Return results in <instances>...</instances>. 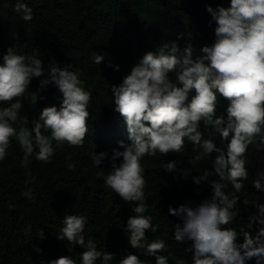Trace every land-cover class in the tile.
<instances>
[{
	"label": "trees",
	"instance_id": "trees-1",
	"mask_svg": "<svg viewBox=\"0 0 264 264\" xmlns=\"http://www.w3.org/2000/svg\"><path fill=\"white\" fill-rule=\"evenodd\" d=\"M32 9L31 21H23L14 11L17 0H0V64L9 47L17 54L38 55L45 69L55 62L59 67L72 65L78 69L85 81L84 88L91 93L88 105L90 116L88 133L82 147L53 142L54 155L49 163L29 158L27 168L21 167L23 149L15 138L7 150V158L0 161V264H49L61 256H69L82 264L79 245L57 239L63 227L64 217L75 214L86 217L85 239L92 238L98 251L112 255L106 264H120L128 255H136L142 264H156L155 257L143 249H134L128 241L127 219L135 215V202H125L111 189L106 188L104 177L111 171L114 150L123 151L120 142L128 146L126 123L114 110L112 93L108 85H120L131 68L148 51L156 52L164 43L176 42L181 50L188 44L193 48L192 56L203 55L200 49L214 42L215 21L206 9L228 7L230 0H20ZM178 36L180 37L178 39ZM103 55L104 60L96 65L93 55ZM111 65L109 67L108 65ZM71 70V69H70ZM40 79L33 77L29 92H37ZM175 82V73H169ZM179 86V85H178ZM33 104L30 93L23 98L21 116L37 120L43 108H59L62 93L50 84L38 93ZM6 106V105H0ZM227 102L219 99L216 115L226 116ZM19 130V123L14 125ZM205 139L210 138L211 129L201 123L199 129ZM45 135L50 133L45 131ZM264 135V132H262ZM218 147L226 146L219 134L211 137ZM38 151V149H37ZM198 150L185 140L180 153L169 152L155 157L145 156L141 163L147 185L144 189L148 205L145 216H151L156 232L147 231L148 241L160 239L166 249L157 253L167 258V264H192V252L187 251L191 241L174 239L175 225L182 223L180 216L171 215L169 208L182 204L195 207L213 195L211 182L219 181L212 174L208 182L199 184L204 171L213 172L215 152L197 163H192ZM103 152L106 157L99 168L94 166L91 154ZM249 176L244 181L237 207L238 214L231 227L255 236L259 227L250 222L257 213L255 201L264 204V192L257 191L252 182L260 171H264V143L258 137L246 154ZM122 161L118 158L116 163ZM175 161L176 171L167 172L165 164ZM74 168L69 169L68 165ZM187 170V174H185ZM99 174V175H98ZM33 198H27L28 190ZM231 193L229 185L225 189ZM249 200L245 206L243 200ZM251 223V227L249 224ZM40 230L44 238L38 237ZM243 242V234L237 243ZM95 264H105L102 258ZM246 264H256L249 260Z\"/></svg>",
	"mask_w": 264,
	"mask_h": 264
},
{
	"label": "clouds",
	"instance_id": "clouds-1",
	"mask_svg": "<svg viewBox=\"0 0 264 264\" xmlns=\"http://www.w3.org/2000/svg\"><path fill=\"white\" fill-rule=\"evenodd\" d=\"M206 10L216 27L212 45L200 49L203 55L193 58L191 44L181 52L176 42L164 43L156 52H146L120 85H108L114 110L123 117L131 143L124 146L121 141L124 150L113 151L111 171L104 177V183L125 202L136 204L132 209L135 215L126 224L130 246L154 256L156 264H167L166 257L157 255L166 249L165 242L160 239L149 242L145 235L147 231L156 232L157 226L151 223V216L144 215L148 208L144 192L147 181L141 161L157 153L161 156L180 153L185 140L198 150L192 163L215 152L213 172L206 170L194 179L199 184L208 182L212 174L219 177V181L211 182V198L195 207L182 204L176 209L169 208L171 215L182 219V223L175 225L174 239L191 241L187 251L192 252V264H246L253 259L256 264H264V227H259L255 236L231 227L238 214L234 209L240 202L236 194L242 191L249 176L247 149L258 137L264 143V0H230L226 8L213 11L207 7ZM14 11L25 22L33 18L32 9L20 0ZM103 60V55L94 53V64ZM2 61L0 105L6 106H0V161L7 158L13 138L23 149L21 167L24 168L33 156L49 163L54 155L53 142L58 146L82 147L88 133L91 101V93L85 90V81L80 78L82 73L72 65L59 67L55 62L47 64L45 69L38 55L17 54L13 47L3 54ZM169 73H175V82L169 79ZM33 77L41 78L37 92L28 91ZM50 84L62 93L60 106L43 108L29 128L28 117L20 114L23 98L30 93L31 102L36 104L38 98H43L38 93ZM220 98L227 102L226 116L216 115ZM17 123L18 131L14 127ZM201 123L212 130L210 138L205 139L199 130ZM45 131L50 134L45 135ZM217 133L222 141H228L226 146L213 143L211 137ZM106 155L93 152L94 166L99 168ZM118 158H122L119 165ZM68 168L71 170L74 165L70 163ZM164 169L176 171V162L165 164ZM229 185L230 194L225 191ZM252 186L264 192V171L257 173ZM24 195L33 198L30 189ZM249 203L243 200L245 206ZM252 203L257 213L250 216V222L264 226V204ZM86 222L84 216H65L57 239L84 248L82 264H95L101 258L106 264L112 255L98 251L92 238L85 239ZM241 233L243 242L237 243ZM38 237L44 238L42 230ZM49 264H76V261L61 256ZM120 264L142 262L130 254ZM178 264L185 261L180 260Z\"/></svg>",
	"mask_w": 264,
	"mask_h": 264
}]
</instances>
